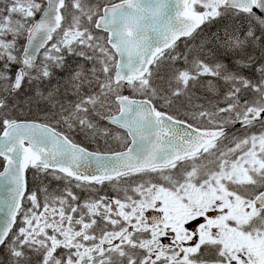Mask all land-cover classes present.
Instances as JSON below:
<instances>
[{
    "label": "snow or ice",
    "instance_id": "1",
    "mask_svg": "<svg viewBox=\"0 0 264 264\" xmlns=\"http://www.w3.org/2000/svg\"><path fill=\"white\" fill-rule=\"evenodd\" d=\"M0 264H264V0H0Z\"/></svg>",
    "mask_w": 264,
    "mask_h": 264
},
{
    "label": "flooded vegetation",
    "instance_id": "2",
    "mask_svg": "<svg viewBox=\"0 0 264 264\" xmlns=\"http://www.w3.org/2000/svg\"><path fill=\"white\" fill-rule=\"evenodd\" d=\"M107 190H108L109 194H112L111 189H107ZM81 194L84 195V196H87V193H81Z\"/></svg>",
    "mask_w": 264,
    "mask_h": 264
}]
</instances>
